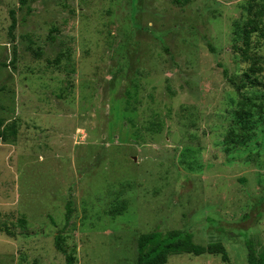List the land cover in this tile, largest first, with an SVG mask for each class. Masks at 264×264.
Listing matches in <instances>:
<instances>
[{
  "label": "rangeland",
  "instance_id": "rangeland-1",
  "mask_svg": "<svg viewBox=\"0 0 264 264\" xmlns=\"http://www.w3.org/2000/svg\"><path fill=\"white\" fill-rule=\"evenodd\" d=\"M0 118V264H66L58 233L75 264L154 229L228 253L167 264L264 246V0H0Z\"/></svg>",
  "mask_w": 264,
  "mask_h": 264
},
{
  "label": "trees",
  "instance_id": "trees-1",
  "mask_svg": "<svg viewBox=\"0 0 264 264\" xmlns=\"http://www.w3.org/2000/svg\"><path fill=\"white\" fill-rule=\"evenodd\" d=\"M28 0H20L21 5H26ZM12 24L11 30L15 28L16 18L15 12L11 11ZM208 46L212 52H215L214 47L208 42ZM224 74H227V69H224ZM3 123L0 118V127ZM17 129L15 125L0 128V137L16 136ZM73 212V201L67 203V220L71 218ZM25 219H21V225ZM246 246L248 248V264H264V246L258 251L253 241L249 236L246 237ZM64 237L58 233L55 239L56 248L66 254V264H75V257L67 252L63 245ZM192 254L200 256L203 254H221L224 261L228 260V253L225 246L220 241L210 242L203 245L195 242L194 235L188 231L170 230L161 231L154 229L139 235L137 240V255L138 264H167L168 259L173 255Z\"/></svg>",
  "mask_w": 264,
  "mask_h": 264
}]
</instances>
